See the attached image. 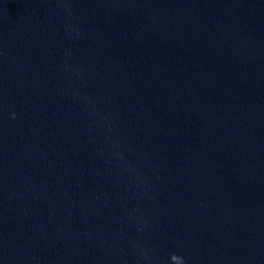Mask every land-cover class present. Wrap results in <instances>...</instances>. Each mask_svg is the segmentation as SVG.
<instances>
[{
    "label": "water",
    "instance_id": "water-1",
    "mask_svg": "<svg viewBox=\"0 0 264 264\" xmlns=\"http://www.w3.org/2000/svg\"><path fill=\"white\" fill-rule=\"evenodd\" d=\"M0 264H264V0H0Z\"/></svg>",
    "mask_w": 264,
    "mask_h": 264
}]
</instances>
